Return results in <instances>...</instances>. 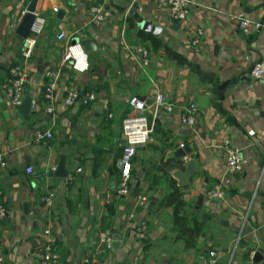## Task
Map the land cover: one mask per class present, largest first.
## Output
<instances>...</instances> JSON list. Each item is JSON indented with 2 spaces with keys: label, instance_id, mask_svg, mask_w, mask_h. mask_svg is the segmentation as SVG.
<instances>
[{
  "label": "crops",
  "instance_id": "1",
  "mask_svg": "<svg viewBox=\"0 0 264 264\" xmlns=\"http://www.w3.org/2000/svg\"><path fill=\"white\" fill-rule=\"evenodd\" d=\"M28 1L0 0V148L5 159L0 201L6 208L0 217V264H33L45 227L55 234L52 264H209L210 249L216 251V264H249L256 251V261H264V81L249 76L251 63L264 59V28L246 32L238 24L242 17L263 23L264 0H189L185 22L171 18L157 0H37L35 11L46 24L55 23L45 26L28 61L26 92L36 104L23 118L1 84L18 60L23 38L15 29ZM132 1L160 26L157 33L136 25L129 13ZM93 5L110 16L95 23ZM58 23L64 40L56 38ZM76 37H90L97 46L88 52L85 72L61 61L65 41ZM124 42L147 46L148 64L130 54ZM55 66L60 74L54 109L46 112L41 98L45 70ZM224 80L231 81L220 88ZM73 83L83 92L93 91L95 98L65 105ZM157 92L173 109L159 111L150 138L132 156L130 192L117 195L126 99L143 95L150 103ZM190 101L197 106L192 126L179 119ZM37 128L50 129L52 137L36 140ZM224 141L240 148L242 167L233 175L226 169ZM65 143L70 148L67 175L57 177L50 168ZM184 144L191 151L183 157L194 159L196 170L180 183L171 170L183 168V158L173 151ZM215 183L224 190L221 198L206 195ZM174 186L181 192L177 209L161 202ZM139 193L147 197L144 206L136 203ZM174 209L187 221V231L174 223ZM132 211L134 219L128 217ZM141 220L146 228L138 237L135 225ZM101 233L110 235V247Z\"/></svg>",
  "mask_w": 264,
  "mask_h": 264
},
{
  "label": "built area",
  "instance_id": "2",
  "mask_svg": "<svg viewBox=\"0 0 264 264\" xmlns=\"http://www.w3.org/2000/svg\"><path fill=\"white\" fill-rule=\"evenodd\" d=\"M160 6L168 8L171 18L177 21L185 22L187 20L190 1L189 0H157ZM53 12L57 11V7H52ZM93 12V20L95 23L101 22L106 17L110 16V11L105 10L101 5H93L91 7ZM26 9H22V15ZM47 19L46 17L34 11V18L31 22L29 32L22 41V47L18 55V60L10 65L8 68V76L2 82V92L13 107L17 106L23 99L26 92V84L30 77V68L28 61L32 56L36 47L37 41L40 35L44 32ZM240 28L243 31H248L250 27H263L264 22L252 23L248 18L242 17L238 22ZM56 38L58 40H64L66 34L62 29L61 23L57 24ZM124 46L130 54L138 56L141 64L146 65L149 62V49L147 46L141 43H129L124 42ZM61 61L68 63L70 67L76 72H85L89 67L88 52L78 41L66 40L63 46V52ZM60 74V66L49 67L45 70L46 81L43 86L41 98L45 102L44 110L46 112H52L54 109L55 90L57 87V80ZM249 76L252 79L264 81V59H258L251 63L249 68ZM95 98L93 91L82 92L80 88L75 84H71L63 97V103L67 106H71L77 101H81L84 104L90 103ZM128 111L121 119V134L123 142L121 145V154L119 158L120 162V176L115 193L117 195H127L130 192V179H131V159L134 155L136 148L145 143L152 133L156 117L161 110L171 111L174 104L168 101L164 94L157 92L154 95L152 102L147 103L145 99H141L135 95L129 96L126 99ZM36 101L32 99V107H34ZM149 114H148V112ZM197 111L196 103L190 101L186 103L183 110L179 112V119L183 124L192 126L195 123V113ZM34 138L36 140L50 139L52 132L50 129H35ZM222 148L225 153V164L227 172L231 175L235 174L242 167V158L240 148L231 145L228 141L222 143ZM0 165H5V159L3 152L0 148ZM55 166H51L53 170ZM27 170L33 172L32 166H28ZM80 168H77V172ZM74 174H68V177H73ZM224 194V190L219 183H215L211 188L206 190V195L209 198H221ZM147 197L144 194H137L136 203L139 206L146 204ZM45 202L48 205L52 204L51 194L45 197ZM6 214V208L0 201V217ZM128 217L134 219V212H130ZM146 224L143 220L138 221L135 225V234L138 237H143ZM43 239L41 244V250L37 257L33 261V264H52L57 260V251L55 249V234L49 227L43 229ZM100 240L104 242L106 247H110L112 239L109 234L101 233ZM87 260V259H86ZM216 251L214 249L209 250L208 263L216 264ZM1 261V257H0ZM249 264H264V261H255L252 258L249 260Z\"/></svg>",
  "mask_w": 264,
  "mask_h": 264
},
{
  "label": "water",
  "instance_id": "3",
  "mask_svg": "<svg viewBox=\"0 0 264 264\" xmlns=\"http://www.w3.org/2000/svg\"><path fill=\"white\" fill-rule=\"evenodd\" d=\"M37 0H29L26 4V11L19 19L15 32L20 37L25 38L29 32V28L31 25V22L34 18V11L36 8ZM138 3L136 1H132V3L129 6V13L134 18V21L136 25L145 31H150L152 33H157L160 29V26L152 24L149 19H146L138 10ZM62 11H58L56 13L57 18H61ZM55 23V19H52L48 21L46 24L47 28H52V26ZM73 41H78L83 46V48L87 52H91L97 48L96 44L90 37H76ZM231 80H224L219 84V87L222 88L224 85L228 84ZM141 96V99H144L143 95ZM140 98V97H139ZM148 103V102H147ZM32 107V96L28 93H26L22 99V101L16 106L19 114L21 117L25 118L30 113ZM191 151L190 147H188L187 144H184L182 146L177 147L175 151H173V154L177 157H181L184 160L183 168H174L171 170V174L176 177V179L183 183L188 179L196 170V163L194 159L188 158L186 159L187 153ZM70 153V148L67 143L64 144V146L61 147L60 153L58 156L57 164L52 172L53 175L57 177H63L67 175V164H66V156ZM28 212V209L26 210ZM259 254V251L254 252L253 259L256 261V255Z\"/></svg>",
  "mask_w": 264,
  "mask_h": 264
},
{
  "label": "trees",
  "instance_id": "4",
  "mask_svg": "<svg viewBox=\"0 0 264 264\" xmlns=\"http://www.w3.org/2000/svg\"><path fill=\"white\" fill-rule=\"evenodd\" d=\"M151 40H154V38L152 37ZM155 42L156 41H154L153 43L155 44ZM158 44H159V42H158ZM167 165H168V163L167 164L165 163L164 166H167ZM166 173H167V171H166ZM180 200H181V192L179 191L178 187L174 186V187H172V190L168 194H166V196L164 198L161 199V202L163 204H174V206L177 209V205L180 204ZM174 223L181 230V232L187 231L186 230L187 221L181 215L177 214V211H175V209H174ZM194 224H196V226H198V224L196 222H194Z\"/></svg>",
  "mask_w": 264,
  "mask_h": 264
}]
</instances>
